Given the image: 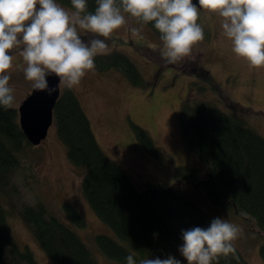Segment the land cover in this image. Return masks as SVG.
<instances>
[{
	"label": "rangeland",
	"instance_id": "obj_1",
	"mask_svg": "<svg viewBox=\"0 0 264 264\" xmlns=\"http://www.w3.org/2000/svg\"><path fill=\"white\" fill-rule=\"evenodd\" d=\"M36 7L38 9L39 5ZM221 19L218 14L200 9L197 22L204 29V40L194 45L191 55L181 62L166 64L159 54V38L147 24L141 25L126 14V24L115 30L107 42L111 51L121 52L135 63L148 87L132 85L122 71L112 68L87 72L81 83L71 89L101 149L122 167L138 190H144L149 184H173L178 167L199 168L202 172L199 178L208 177L207 165L193 150L185 148L180 130L179 109L190 95L193 84L202 88L199 96L224 113L232 112L229 101L235 103L241 109L240 118L264 138V68H250L243 58L232 53L230 41L222 36ZM133 28L140 29L139 36L133 35ZM151 45L157 47L154 49ZM10 54L14 56L13 67L6 74L10 75L9 86L15 89L12 108L17 109L32 88L31 82L24 78L18 53L11 50ZM205 71L218 84L220 92L212 89L204 79ZM63 89L60 87V91ZM133 125L147 132L155 153L148 151ZM66 151L52 123L46 138L38 146H28L22 153L19 167L11 174V184L16 191L8 190L3 201L11 234L21 248L32 251L38 263L53 264L19 212L23 204L33 205L40 201L81 237L98 264H121L107 257L95 243V236L102 234L125 245L85 201L80 186L85 168L72 165ZM181 188L212 218L222 217L239 225L242 233L233 241L234 247L249 264H264L259 253L264 233L254 222L213 205L203 189L190 183L181 184ZM66 202L72 203L85 217V227L70 221L63 210ZM178 246L170 255L181 264H187Z\"/></svg>",
	"mask_w": 264,
	"mask_h": 264
},
{
	"label": "trees",
	"instance_id": "obj_2",
	"mask_svg": "<svg viewBox=\"0 0 264 264\" xmlns=\"http://www.w3.org/2000/svg\"><path fill=\"white\" fill-rule=\"evenodd\" d=\"M57 2L71 8L70 0ZM87 3L88 10L94 11L95 0ZM147 25L159 38L152 22ZM94 63L97 71L116 68L132 85L148 87L135 63L121 52L98 55ZM204 79L220 92L207 71ZM201 89L193 84L180 106L179 123L185 148L193 150L207 165L208 177L200 179L199 168L178 167L176 182L167 186L149 184L144 190L136 189L122 167L103 152L75 93L65 88L60 92L53 108V123L67 148V159L72 165L85 168L81 193L96 216L125 243L96 235L95 243L107 257L121 264H126L125 257L130 253L137 261L165 258L182 244L181 229L206 228L213 218L184 194L181 184L185 183L203 189L210 203L251 220L264 233V138L240 118L241 109L235 103L229 101L232 112L224 113L198 95ZM133 130L148 151L155 153L147 132L138 125H133ZM30 145L19 126L17 109L0 106V264H40L32 251L21 248L12 236L3 203L8 190L16 191L11 174ZM63 210L76 226H86L85 217L72 203H64ZM19 212L53 264H98L81 237L42 202L23 204ZM259 253L264 262V243ZM219 264L249 263L235 248L234 256L221 259Z\"/></svg>",
	"mask_w": 264,
	"mask_h": 264
},
{
	"label": "clouds",
	"instance_id": "obj_3",
	"mask_svg": "<svg viewBox=\"0 0 264 264\" xmlns=\"http://www.w3.org/2000/svg\"><path fill=\"white\" fill-rule=\"evenodd\" d=\"M94 11L87 0H70L71 8L57 0H0V106L5 110L15 102V89L9 86L16 50L22 61L24 78L35 91L49 96L59 86L71 90L87 72L96 67L94 58L111 53L108 40L127 22L126 14L144 25L152 22L158 31L159 54L166 64H176L191 55L193 46L205 33L197 22L199 10L218 14L222 36L231 51L250 68H264V0H95ZM37 5L39 8L37 9ZM139 36L140 29H131ZM143 39V37H141ZM154 49L156 45H151ZM242 233L239 225L222 217L213 218L206 228L181 229L179 254L187 264H219L235 254L233 241ZM155 235V234H154ZM126 264H181L172 255L136 260Z\"/></svg>",
	"mask_w": 264,
	"mask_h": 264
},
{
	"label": "water",
	"instance_id": "obj_4",
	"mask_svg": "<svg viewBox=\"0 0 264 264\" xmlns=\"http://www.w3.org/2000/svg\"><path fill=\"white\" fill-rule=\"evenodd\" d=\"M192 2L198 6V0ZM48 82L50 86H57L56 92L49 96L32 89L17 108L19 126L32 146H38L46 138L53 123V108L61 92L58 78L49 77Z\"/></svg>",
	"mask_w": 264,
	"mask_h": 264
}]
</instances>
